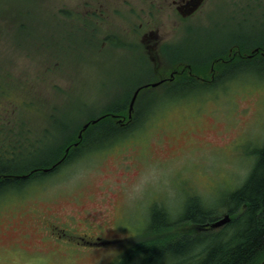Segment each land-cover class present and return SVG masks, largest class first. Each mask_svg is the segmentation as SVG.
Here are the masks:
<instances>
[{"label":"rangeland","instance_id":"rangeland-1","mask_svg":"<svg viewBox=\"0 0 264 264\" xmlns=\"http://www.w3.org/2000/svg\"><path fill=\"white\" fill-rule=\"evenodd\" d=\"M91 1L0 0V144L15 139L14 125L32 136V144L13 145L20 154L15 165L52 152L64 162L0 189V264H115L123 248L127 253L150 239L175 238L178 226L167 231L163 223L196 230L191 223L200 221L181 217L193 200L208 223L229 215V222L211 228L224 229L241 211H228V195L251 175L264 147V0H211L191 20H166L163 29L178 34V61L196 65L184 53L203 54L206 68L193 69L210 77L212 58L230 57L229 48L245 46L247 36L256 52L243 47L246 56L215 65L209 82L176 78L152 86L136 99L124 132L108 130L100 142L96 130L105 123H96L70 151L83 124L111 110L127 115L134 82L149 69L140 50L106 51L105 25L80 29L70 13L85 12ZM130 1L133 8L146 6V0ZM155 80L151 71L141 83ZM177 84L188 91L168 95L182 87ZM108 118V127L123 122ZM152 223L158 236L149 233ZM140 262V256L129 261ZM257 263L264 264V256ZM157 264L179 262L170 257Z\"/></svg>","mask_w":264,"mask_h":264},{"label":"trees","instance_id":"trees-1","mask_svg":"<svg viewBox=\"0 0 264 264\" xmlns=\"http://www.w3.org/2000/svg\"><path fill=\"white\" fill-rule=\"evenodd\" d=\"M191 61H194V58H192ZM217 64L223 66L221 62ZM194 66L195 65H192V69ZM195 68L202 72L203 68H206V66H195ZM202 75L204 74L202 73ZM184 80L188 79L185 78ZM177 85L181 86L182 84ZM184 90L187 92L188 86L184 87V85H182V87H177L170 91H172V94H183L185 93ZM171 93L170 95H172ZM126 102L129 103L130 100ZM108 117L112 116L107 115L97 122V124L105 123V125L101 129L96 130V134L98 135L97 138L95 137V140L102 142L104 138L101 137L108 135V130L109 132L118 134L119 130L117 128L115 129L113 125L110 127L106 126L107 124H113V122H107L109 119ZM93 125L94 124H90L84 133H87ZM57 127H59V125H57ZM92 133L95 134V132ZM5 136L4 134L3 137ZM14 140L9 141V144H7V141L2 145L0 144V189L10 184L29 181V176L23 178L12 176L11 174L25 173L30 169V166L50 167L60 159V156L54 158L53 154L55 153L52 152L44 159H38L34 161V163L30 162L32 164L24 162L23 160L22 162L25 163L24 165H20L21 162L15 165L13 160L20 156V154H18L16 149L12 148L13 145L18 144V142H16V140L14 142ZM80 142H82V140H80ZM70 147V151L72 150L73 152L79 149V146L78 148L74 145ZM259 149L260 148H258V150ZM255 161V167L251 175L245 180L241 187L228 195V211L236 214V212L241 210V213L239 212L224 229L205 230L206 228L203 223H191L196 227V230H193L191 229L192 227H187L186 225L182 227L180 221L179 223L171 224L163 223L161 226L168 227L167 231L178 226L179 230L175 238L170 240L165 239L166 236H164L157 240L150 239L142 242L140 245H136L135 247L137 248L133 249V251L127 252L124 257L121 256L118 259L119 262L115 264H120L121 262L123 264H131L129 261H134L136 256L141 257L140 264H157L169 260L170 257L176 258L179 264H258L257 261L260 257L264 256V147L261 148L259 154H256ZM63 163L64 162L58 165L56 164L55 167L51 168V171L55 170ZM157 215L158 213L153 216L156 218ZM205 216V211L193 200L187 207L185 214L181 217L182 219L192 218L197 221H204ZM168 225L171 226L169 227ZM153 227L152 223L149 233L158 236V228L152 230ZM190 229L191 232L188 233Z\"/></svg>","mask_w":264,"mask_h":264},{"label":"flooded vegetation","instance_id":"flooded-vegetation-1","mask_svg":"<svg viewBox=\"0 0 264 264\" xmlns=\"http://www.w3.org/2000/svg\"><path fill=\"white\" fill-rule=\"evenodd\" d=\"M142 1L144 0H139L140 3ZM210 1L211 0H146V6H141L139 3V7L133 8L130 0H92L91 3H88L89 5L86 6L87 9L85 10V12H81L80 14H78L76 12L70 13L69 11H65V15L70 16V14H73L74 17H72V19L81 24V30H90L94 32L97 31V29L99 30L101 26L105 25L107 31L105 34V39L102 41L101 45L108 46V49L106 51H111V53L114 52L116 55L120 52H126V48L140 50V53L145 58L149 67L148 70H145L146 76H144L143 80L149 76V73L151 71L157 76V80L148 81L145 83H141L143 80L135 81L134 83L138 84L130 96L129 100L131 102V99L137 90L138 93L136 99L142 92L149 90L152 87V83L154 82H157L159 85H161L168 82H174L176 78L198 79L202 82H209L216 78L215 74L217 73V70L214 66L217 63H235L236 59H234V57H243V53L245 54L246 51L243 50V47H246L249 50L250 48H252V45L255 41L253 39H249L250 37L247 36L248 39L243 42V45L245 46H242L241 43L240 45L236 44L229 48L228 54L231 55L230 57H213V60L211 62L213 69L210 77H205L204 75H200L196 71H193L191 64L192 62L178 61L180 57H183V53H179L178 49L174 48L173 45L176 42L175 40H177L176 36L178 34L176 29L174 28L163 29V26L166 24V20L172 17L174 18L175 22L191 20L205 5L210 3ZM82 16H84L85 19H82ZM88 19L91 20V24H87L88 21H90ZM81 20L85 22L82 23ZM116 20H118V23L115 22ZM114 23L117 24V26L122 30L124 37L117 36V34L122 33L115 30V28L113 27ZM161 26L162 28H160ZM115 31H117L118 33H115ZM131 33H133V41L131 39ZM126 37H128L127 42ZM101 45L99 46L101 47ZM94 47H96L95 44ZM100 47L96 48L97 51H104ZM116 47L123 48L124 50L115 49ZM219 47L214 50L205 52L206 56H208L209 53L213 52L214 54L215 51L220 50ZM255 48L256 47L252 48L251 50H254ZM182 49L184 51H187L183 47ZM93 50L94 48L89 49L86 52L91 53ZM184 54H189L191 58H194V63H196V65L202 66L206 64L205 60L202 58L205 57L203 54L196 52H186ZM96 64L98 65L97 61ZM145 95H149V92H145ZM168 95H170V93ZM130 102L128 107L130 106ZM134 111L135 109L131 111V116H129V108L127 109V115L125 113L126 111H120L119 109L107 111L105 114H110L109 116H112L113 120L123 121L122 123L113 125V127L115 126V129L117 128L119 131L124 132L125 129L121 128L126 127V125L132 120ZM11 127L13 129L15 140L16 142H18V144L24 141L28 142V144L30 143L29 139L32 138L31 131H27V129L22 130V128H16V126L14 125ZM24 136L27 138H25ZM32 170L33 169H30L29 171L25 172V175L31 176L34 174L44 173V171H42L41 169L34 171ZM109 203L113 204L114 200L112 201L111 199ZM125 213L123 214V216H125ZM122 218H119L118 220H121ZM70 220L71 222L75 223L76 217L70 216ZM206 222L207 221L205 220L197 223ZM47 223L55 222H51L50 220H48ZM80 237L85 242L95 241L85 240V236L83 235H81ZM122 253H126V248H123L122 251H118L119 256Z\"/></svg>","mask_w":264,"mask_h":264},{"label":"water","instance_id":"water-1","mask_svg":"<svg viewBox=\"0 0 264 264\" xmlns=\"http://www.w3.org/2000/svg\"><path fill=\"white\" fill-rule=\"evenodd\" d=\"M256 50H257V49H255V51H256ZM255 51H253V52H255ZM252 54H253V53H252ZM252 54H250L249 56H252ZM157 84H158L157 82L152 83V86H155V85H157ZM137 93H138V90L135 92V94L133 95V97H132V99H131V102H130V106H129L130 115H131V111L133 110V107H134V102H135V100H136ZM99 119H100V118H97V119L92 120V123L97 122ZM88 125H89V122L85 123V124L82 126V129H81V131H80V133H79V138L82 137V132L88 127ZM75 144H77V143H75ZM67 151H68V148L66 149V152H67ZM59 161H60V160H59ZM59 161H58V162H59ZM58 162H57V163H58ZM57 163L53 164L52 167H54ZM52 167H50V168H52ZM50 168H49V167H46V168H44L43 170H44V171H47V170H49ZM230 220H231L230 216H229V215H226V216H224L223 218L219 219L217 222H215V223H211L210 226H211L212 228H215V227H218V226L224 225L225 223L229 222Z\"/></svg>","mask_w":264,"mask_h":264}]
</instances>
